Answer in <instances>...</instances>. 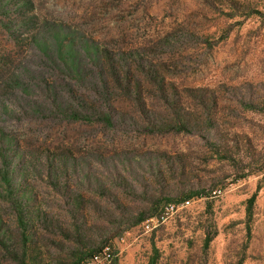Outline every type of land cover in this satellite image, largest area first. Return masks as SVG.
<instances>
[{"label": "rangeland", "instance_id": "1", "mask_svg": "<svg viewBox=\"0 0 264 264\" xmlns=\"http://www.w3.org/2000/svg\"><path fill=\"white\" fill-rule=\"evenodd\" d=\"M53 26L108 46L134 45L136 56L149 48L152 57L161 50L146 43L150 36L169 32L190 57L183 74L197 99L188 102L216 105L215 118L225 108L239 118L189 127L216 147L193 133L150 135L143 123L120 117L114 131L67 127L59 134L23 127L19 106L27 98L1 87L0 130L11 143L0 135V168L5 153L21 190L4 193L0 180V226L10 251H0V264H18L14 253L26 264H76L105 246L118 253L117 264H264V171L249 172L253 160L264 159V0H0V59L12 52L19 73L46 72L36 46L52 42ZM201 36L210 42L206 52ZM192 108L200 114V105ZM67 137L74 152L51 154L55 164L48 165L43 145ZM22 140L31 149L28 165L17 150ZM219 147L230 149L227 160L215 157ZM257 188L248 234L247 200ZM196 192L201 197H190ZM166 203L163 219L145 230ZM18 211L27 227L24 256Z\"/></svg>", "mask_w": 264, "mask_h": 264}, {"label": "trees", "instance_id": "2", "mask_svg": "<svg viewBox=\"0 0 264 264\" xmlns=\"http://www.w3.org/2000/svg\"><path fill=\"white\" fill-rule=\"evenodd\" d=\"M51 29L52 42L46 39L40 40L36 46L46 59L44 63L47 67L46 72L32 71L30 77L19 73L13 68L16 61L12 52L0 59V88L10 89L11 93L18 91L25 99L27 98L24 100L25 105L19 106L20 111L26 114V118L22 121L23 127L42 125L41 127L47 129L57 128L59 134L64 133L67 127L71 129L99 127L101 130L114 131L117 127L116 118L120 117L131 125L143 123L144 131L150 135L193 133L202 137L199 132H194L201 128H198V125L214 127L215 121L231 125L226 117L239 118V114L229 108H225L227 112L224 111L223 116L215 118L213 115L216 105L210 107L206 101L197 104L188 102L197 99L193 95V88L188 84L187 77L183 74L186 65L184 62L190 61V57L186 47L184 50L175 49L172 34L169 32L150 36L151 40L146 43L151 44L155 50H161L159 56L152 57L146 54L150 51L149 48L142 50L144 54L136 56L133 54L134 45L108 46L99 39L79 35L77 30L72 28L53 26ZM199 39L202 51L206 52L205 47H209L210 42L203 36ZM18 46L19 43L13 44L12 49ZM26 47L31 51V44H26ZM195 105L201 106L200 114L188 111L191 107H194L192 112L196 111ZM190 126H193L194 130H191ZM0 135L6 139V142L11 143V138H8L9 135L3 130H0ZM202 138L206 140L207 145L216 147V144L213 145L205 137ZM70 140L71 137H67L51 144H44V151L47 152L45 162L53 166L55 163L49 158L51 154L70 155L74 152L76 147L69 144ZM17 145V150L24 152L20 157L22 162L28 165L26 158L31 154L29 144L22 140ZM214 153L217 159L227 160L230 149L219 147ZM1 157L5 164L3 169L0 168L1 185L4 193L8 192L12 195L13 192L21 189L20 187L16 189L12 182V169L6 165L7 154L1 153ZM66 163V160L59 161L62 168L66 167ZM252 163L254 168L249 171L250 173L264 171V159L261 156ZM258 191L259 188L247 200L248 234ZM190 197H201V194L196 192ZM16 202L20 204V200ZM170 204H165L163 212ZM22 214L21 211L16 213V224L21 238V254L24 256L28 236ZM6 237V232H3L0 226V251L5 250L10 253L6 246ZM212 239L213 234L206 236L205 249ZM93 253L95 252L86 255L78 263ZM20 258L14 253V259L19 260L18 264H26L20 262L22 259ZM114 264H117V260Z\"/></svg>", "mask_w": 264, "mask_h": 264}, {"label": "built area", "instance_id": "3", "mask_svg": "<svg viewBox=\"0 0 264 264\" xmlns=\"http://www.w3.org/2000/svg\"><path fill=\"white\" fill-rule=\"evenodd\" d=\"M172 204L168 205L165 210L168 207H171ZM165 214V211L159 215V218H150L149 220L145 221L144 228L145 230H149L153 227L154 222H158L160 219H163V215ZM118 253L115 252V250L109 246H105L98 250L97 252L93 253L91 256L84 258L81 260L78 264H114L117 260Z\"/></svg>", "mask_w": 264, "mask_h": 264}]
</instances>
